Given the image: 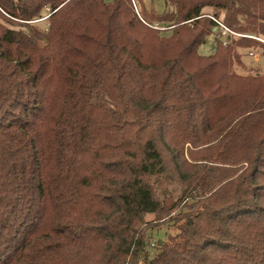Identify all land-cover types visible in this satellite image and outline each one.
<instances>
[{
  "label": "trees",
  "instance_id": "16d2710c",
  "mask_svg": "<svg viewBox=\"0 0 264 264\" xmlns=\"http://www.w3.org/2000/svg\"><path fill=\"white\" fill-rule=\"evenodd\" d=\"M164 2L0 0V264H264V0Z\"/></svg>",
  "mask_w": 264,
  "mask_h": 264
},
{
  "label": "rangeland",
  "instance_id": "374dc122",
  "mask_svg": "<svg viewBox=\"0 0 264 264\" xmlns=\"http://www.w3.org/2000/svg\"><path fill=\"white\" fill-rule=\"evenodd\" d=\"M133 9L137 15L138 18H143V12L147 11L148 13H154L156 15L163 14L166 10H168V6L165 4L164 0H132ZM50 12H47L46 9L44 10V17L48 16ZM206 13L211 14L212 10L207 9ZM223 21L222 19H220ZM46 21V20H45ZM45 21L38 22L36 26L42 30L46 31L49 28L48 23H45ZM147 27H151L153 30H158L161 32V36H167L169 37L172 34V30L167 28V24L158 22L157 20H149ZM159 28H167L166 30H160ZM241 34V33H239ZM242 35V34H241ZM240 37H233V40H238ZM264 41L263 38H260ZM230 43H232V41ZM218 41V35L214 32L212 35L207 37L206 42L200 47L199 54L202 56H210L214 54L216 42ZM229 43V44H230ZM237 52L242 57V62L244 63L243 67L236 66V72L241 75H247L248 73H252L254 75L260 74L264 75V50L262 48H252V49H237ZM258 54L259 58L256 59L254 56H251L250 54ZM173 190L176 192V195L178 196L181 192L180 187L173 186ZM153 216H148V220H152ZM162 232L160 233L159 237H155L153 239V242L157 244L159 239H166L165 237V229L163 228ZM169 233H174V229H169Z\"/></svg>",
  "mask_w": 264,
  "mask_h": 264
},
{
  "label": "built area",
  "instance_id": "2783aa9c",
  "mask_svg": "<svg viewBox=\"0 0 264 264\" xmlns=\"http://www.w3.org/2000/svg\"><path fill=\"white\" fill-rule=\"evenodd\" d=\"M46 11L47 12H50V9L46 8ZM50 15V13H49ZM48 16L46 17H43L41 18L38 22H42V21H45L48 19ZM213 21L215 22L216 26L214 28V32L218 35V40L221 41L223 43L224 46H228L229 43L231 42V40H233V37L236 36V37H249V38H252V39H255V40H258V41H261L262 43H264V41L260 38H257V37H254V36H248V35H244V34H239V33H236L232 30H230L224 23L223 21H221L220 19H216V18H213ZM158 29L160 30H166L167 28H159L157 27ZM251 56H254L256 59L259 58V55L258 54H253L251 53L250 54ZM155 246V243L152 244V247Z\"/></svg>",
  "mask_w": 264,
  "mask_h": 264
}]
</instances>
